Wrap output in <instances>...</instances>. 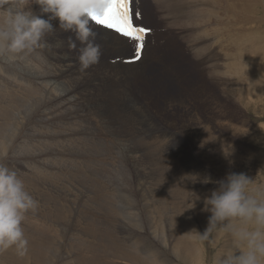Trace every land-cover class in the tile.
Masks as SVG:
<instances>
[{
  "label": "bare ground",
  "instance_id": "bare-ground-1",
  "mask_svg": "<svg viewBox=\"0 0 264 264\" xmlns=\"http://www.w3.org/2000/svg\"><path fill=\"white\" fill-rule=\"evenodd\" d=\"M149 1L151 2L150 6H156L158 9L159 17L166 20L159 26L167 30L162 34L168 36L172 41H182L184 53L172 52L169 49L167 52L169 60L162 59L158 52L166 55L163 48L165 45L161 46L164 43L160 39L156 41L155 35L158 31L153 28L152 33L146 36L149 45L147 44V48L138 55L135 52L134 42L115 31L96 26L85 14L75 9L71 0H35L28 4L20 2V0H0V172L9 175L10 180L14 179L12 180L14 183L7 184L6 189L3 187L5 182H1V186L5 189L1 193L7 194V198L13 200V196H16L13 193V187H15V182H19L20 179L27 180L30 187L34 185L39 188L41 183L44 185L50 182L60 185L63 184L62 179L70 182V175L74 177L72 179L74 181H71L74 184L78 181L82 184L90 183L96 187L97 184L102 186L105 182L108 185L113 184L112 188L116 187L118 185L115 186V184L120 178H117L116 170L118 168L115 170L113 167L116 165L111 166L108 163L110 157L104 155L115 150L127 151L129 163L128 161L118 163L121 169H132L137 160L143 161L144 167L148 165L146 157L149 156L151 165L156 168L152 173L156 179L154 184L161 187L157 192L158 197L155 198V201L153 200V206L151 208L146 206L145 210L143 203L144 207H141L142 210H145V225H147L144 227H146V232L137 219L141 211L139 212L137 209V213L135 212L134 207L130 204L131 198L129 201L127 196L121 198L120 193L121 201L119 202L117 201L119 199L116 200V193L107 192L108 189L106 190L105 185L104 190L107 193L100 190L101 193L97 194V197L95 194V200L98 203L93 202L97 206L95 211L98 210L100 214L83 209L79 212L84 215L76 213V210L73 213L74 207L69 205L67 197L63 196L62 199L60 193H56V195L51 193L53 196L48 194L50 197L47 195L43 199V203L48 204L47 211L41 213L36 209V206L26 207L28 208L26 214L40 212H37L40 216L36 220L41 224H36L31 229L20 228L19 225L12 223L0 226V261L2 264H59V260L55 262L54 253L53 256H46V247L55 245L60 248L61 243L55 242L56 239L52 237L56 231L54 221H60L64 225L71 217L75 218L72 225L74 229L79 228L80 221L77 219H82L85 225L82 226L81 231L84 232L86 228L88 233H92L86 237L89 238V241L91 238L90 244L94 245L90 250L92 256L78 257L79 264H118L115 263L119 260L117 258L115 261L113 258L107 259L116 254L132 264H197L200 261L203 262V251L205 250L201 231L208 229L210 231L215 222L218 224L215 223L216 228L212 229L216 232L212 233L214 240L211 241V244L219 245L220 249L215 255L214 264H264L262 253L258 250L253 251L254 247H258L263 242L261 237L264 232L258 216L250 215L251 218L248 221L243 219L244 221L238 222V218H243L239 217L240 204H243L239 196H233L225 186L216 189V186L209 182L196 183V176L202 174L198 169L192 170L191 164H188L184 170L177 166L181 151H186L188 149L186 147L190 143L194 145L196 135L201 134L208 137L210 142L216 140L207 134L208 127L203 126L200 129L199 126H195V119L200 120L203 117L200 116L201 114L199 116L196 114V106L192 105L193 100L199 99L205 105L208 103L207 101H210L212 113H217V109L213 110L211 104L219 100L209 96V87L200 83L197 80L199 79L197 75H203L201 81L207 77L209 83L215 84L224 96L229 95L232 99L246 104H251L250 102L254 99L252 92L258 96L257 93L264 86V83L260 82L261 77L264 76V69L260 67L262 62H259L260 53L264 49L262 47L264 41V11L262 12L264 0ZM1 8H4V11ZM137 8L141 12L142 20L147 22L142 4L137 5ZM11 13L22 15V17L14 18L15 16ZM143 25L152 28L146 23ZM157 36H161L160 33ZM227 42L228 49L225 48ZM91 44H95L93 50L89 48ZM96 50L99 51L100 57L105 58L104 63L93 58V52ZM179 50L182 51L183 47ZM101 52L108 53V55L104 56ZM136 57L135 61L129 62V59ZM171 57L173 59H170ZM192 58L198 61V65L190 63L196 70L184 69ZM206 70L209 71L208 75H205ZM181 82H184V85H190L189 90L188 87L183 89L192 92H186L189 97L187 99L166 98L167 92L174 89L179 91L178 85ZM135 85H142L138 88L146 94L155 92L157 96L165 95L163 100L172 107H183V110L178 111L180 115L178 121L179 130L185 136L186 143H176L177 141L175 142L174 139L177 137L173 138V143L169 142L170 139L163 140L165 136L173 135L167 126L174 122L166 118L167 123L164 124H167L166 128L163 125L154 124L152 121L155 119L150 116L147 110L149 99L147 101L146 98L143 100L139 98L133 91ZM158 85L165 88L160 89L157 87ZM102 96L105 98L102 99ZM99 102L104 103L112 117L117 112L119 115L121 114V119L118 116L117 121L119 124L118 133L113 134L114 138H120L121 144L113 143L111 134L109 139L104 137L105 129L110 128L108 117L100 115L99 118L104 127H97L94 123L95 113L89 111L88 114V109L81 110L79 108L82 105L91 104L92 107L89 108L91 110ZM129 103H131L130 109L127 107ZM114 106L117 107V110ZM160 111L165 115L168 112L165 108H161ZM73 114L81 115L80 119L83 124L78 118L76 122L81 123L82 126H79L81 128L80 135L86 137L76 136L77 134L73 132V129H77L74 126L75 116L71 121L66 120L68 119L66 115L73 116ZM221 115L223 116V114ZM122 128L129 133L126 134ZM195 132L199 134H195ZM254 134L253 136H255ZM61 135H64L66 139L63 142L60 141ZM154 138L160 139L156 141L157 144L148 140ZM63 145L67 146L69 151L75 152V156L82 158V161L77 160L74 163L75 168L71 169L72 160H64L60 163L64 166V171L63 169L55 171L56 177L54 178H51V174V176L49 175V172L54 170L40 167L42 165L34 167L33 175L30 173L17 175L19 171L14 173L11 165L6 167L7 169H3L4 166H7L4 162L24 160L30 157H40V162L44 161V164L53 163L51 151ZM33 146H39V148L35 147L34 151H31ZM221 150V156L224 157L226 149L224 150L222 147ZM198 152L201 153L199 158L207 159L204 153ZM131 153H137V155ZM102 154L105 156L104 158L99 157ZM189 154L190 157L193 156V154ZM111 158L113 157L111 156ZM118 158H116L117 161ZM125 158L126 156L124 160ZM219 167L213 166L215 171H220L221 167ZM15 168L16 166L14 170ZM130 176L141 182L134 173ZM181 177H186L187 181H181ZM0 179L3 178L0 177ZM23 186L21 187L23 188ZM17 188L21 190L19 185ZM17 188H14L15 192L19 190ZM113 189L116 190V188ZM41 190L43 189L41 188ZM177 191H180V194H177ZM17 196L19 195L17 194ZM64 198L65 202H60L59 199L64 200ZM140 198L142 197L140 196ZM140 202L142 205V201ZM134 205L138 206L136 202L135 204L133 202ZM171 208L172 214H169L168 210ZM150 211L156 216L155 221L152 220ZM243 212L245 215V211H242V214ZM247 212L248 209L246 211L248 216ZM134 214L135 216L137 214L136 219L131 216ZM7 217L6 220H8ZM137 227L143 231L131 233ZM46 228H53L50 232L51 236L46 232ZM246 228L250 229L243 232ZM9 231L15 232L13 238L9 237ZM166 231L171 235H176L174 236L176 244L169 246L171 250L167 248L168 246L166 247V239H164L166 237L163 238L161 235ZM118 233H125V235L119 238L120 234ZM129 235H132L134 240L129 241L128 239H131ZM127 241H129L128 244ZM121 249H124L125 252H122ZM127 249H129L128 252ZM169 253L170 260H166Z\"/></svg>",
  "mask_w": 264,
  "mask_h": 264
},
{
  "label": "rangeland",
  "instance_id": "rangeland-1",
  "mask_svg": "<svg viewBox=\"0 0 264 264\" xmlns=\"http://www.w3.org/2000/svg\"><path fill=\"white\" fill-rule=\"evenodd\" d=\"M30 1H35V0H20V2H24L25 4H28ZM57 1H59V0H57ZM142 2H143L142 8L146 13L145 18H146L147 22H145V23L147 25H150V26L156 28V27L161 26V24L166 22V20H163L162 18L159 17L160 14H159V11L156 8V6H150L151 2L149 0H142ZM1 9H3V11H4V8H1ZM24 10H26V9H24ZM263 11H264V9H262V12ZM12 15L15 16L14 18H18V19H20L22 17V15L21 16H18L16 14H12ZM157 30L160 31L161 33L167 32V30L165 31L161 27ZM72 31H75V30H72ZM161 41L164 42L165 46L163 48L166 51V55H163L161 52H158L162 56V59H165V60L168 59V53L167 52L169 49H171L172 52L176 51V52L184 53L183 52L184 51V45H183V43H181L182 41H178V40L176 42L172 41L171 39L168 38V36L167 37L165 36V38L162 39ZM262 43H263L262 47H264V41ZM227 44H228V42L225 44V48H227V46H228ZM94 46H95V44H91V45H89V48L93 50ZM181 47H183L182 51L179 50V49H181ZM227 51H231V50H227ZM98 53H99L98 50L94 51L93 52V58L104 63L105 58L100 57L101 55H99ZM101 53L104 56L108 55V53H103V52H101ZM170 59H173V58L171 57ZM2 60H3V58H2ZM191 62L198 65V61L196 59L192 58L191 60H189L187 62L184 69L186 68V70H190V71L196 70V68L195 69L192 68V64H190ZM259 62L260 63L262 62L260 64V67L264 69V49H262V52L260 53V61ZM204 70H205V68H204ZM206 71L207 72L205 75H208L209 71L208 70H206ZM31 73H32V71H31ZM49 75H47V76H49ZM260 75H261V72H260L259 76ZM263 75H264V71H263ZM202 76H203L202 74L197 75V78L199 77V79H197V80L200 83L204 84L205 86L207 85V87H209L208 91L210 92L209 96L211 98L214 97V98H218L219 100L216 101L215 103L211 104L213 107V110L217 109V113L216 112L212 113V111L210 110V107H211L210 101H207L208 103L205 102V103H207L205 105L204 102L200 101L199 99L197 101L193 100L192 105L196 106V109H195L196 114L198 116L201 114L200 116L203 117L200 120L195 119V126H199L200 129L203 126L208 127L207 134L209 136H213L216 139L215 141H213L216 144H214L213 142H210L207 139L208 137H204L201 134L195 132V134H199V135H196L194 145L192 143H190L188 145V143H187L188 146L186 147V149L187 148L188 149L186 151H181L180 157H179L178 162H177V166L181 167L182 170H184L188 164L189 165L191 164L192 170L198 169V171H200V173L202 174L200 176H196V179H195L196 183L209 182L211 185L216 186V189H217V187L219 188L220 186H225L226 190H229L233 194V196H235V195L239 196L241 202L243 203V204H240L241 209L239 212V214H240L239 217L242 216L243 218H238V222H241L244 220L248 221L251 218L250 215L251 216L253 215L255 217L258 216L257 218L260 221V224H261L260 226L262 227L263 232H264V94H263V92H264L263 87L264 86L260 89V91H259L260 94L257 93L258 96L256 95V93L252 92L254 99L252 98L253 100L250 102L251 104H246V103H240L239 101L235 100L234 98L232 99L229 95L224 96L223 94H221L222 92L220 91V89L218 87H216L215 84L209 83L207 77L205 78V80L201 81ZM77 77H79V76H77ZM263 78H264V76H263ZM263 78L261 77L262 80H260V82L262 84L264 83ZM49 79H52V78L49 77ZM153 79H155V78H153ZM78 80L81 81L80 78H78ZM84 82H85V80L83 81V84H84ZM141 86L142 85H135L133 91L142 100L144 98H146V100L148 101V99H149V101H148L149 107L147 108V110L149 111L150 116L154 117V119H155V121H152V122L154 124L163 125V127H165V128L167 126V124L164 125L165 123H167L166 118H169L170 121L172 120L174 122V123H171L170 125L167 126V129H169L173 133V135H167L163 138V140L170 139L169 142L173 143V138L177 137L176 139H174L175 142L177 141L176 143H178V144L186 143L187 140H186L185 136L179 130L180 125H179V121H178V117L180 118L178 111L183 110V107L182 106L172 107L169 104H167V102H165V100H163V99H165V95H166V98L173 97V98H185V99H187L189 97V95H187L186 94L187 91H184L183 89H186V87H188V90H189L190 85H188V84L184 85V82H181L178 85L180 87L179 91L174 89L171 92H167L165 95L159 94L158 96L156 95L155 92H152L153 94L152 93L146 94V92H144L140 88H138ZM157 87L160 89L165 88L162 85H158ZM61 88H63V87H61ZM61 91H63V90H61ZM208 91H205V92H208ZM187 93H192V92H187ZM140 95H143L142 96L143 98ZM220 97H222V98H220ZM227 97H230V98L227 99ZM260 97L262 98V100ZM104 98L105 97L102 96V99H104ZM261 101H263V102H261ZM223 105H225V106H223ZM90 107H92L91 104L90 105L85 104V105L80 106L79 108L81 110H87L88 109V114H89V111H93L95 113L94 123L97 127H104L102 121L99 118L100 115L108 117L110 119V121H109L110 128L105 129L106 135L104 137L108 138V137H110V134H111L112 142L116 143V144H121L122 142L119 140L120 139L119 137H118L119 139L113 137L114 133L115 134L118 133L119 124L117 123V121L119 118L121 119V116H120L121 114L119 115V113L117 112V114H115L114 117H112L108 113L107 107L104 105L103 102L97 103L96 105H94V107L91 110L89 109ZM127 107L130 109L131 103H129V105ZM160 107L168 110V112H166V115H165V113H160L161 112ZM114 108L117 110L116 106H114ZM175 111H177V112H175ZM221 114H223L224 117ZM74 116H75V120H74L75 125L74 126L77 129H73V132L75 134H77L76 136H82V135H80V132H81L80 127H82L81 126V123H82L81 120L82 119H80L81 115L80 114H73V116L72 115H66V118H68L66 120L71 121ZM118 116H119V118H118ZM77 118H78V120L80 119L81 123L76 122V121H78ZM175 120H177V121H175ZM76 123H78V124H76ZM74 126H73V128H75ZM122 130H124L126 132V134L129 133V132H127L126 129L122 128ZM146 130H148V127H146ZM250 133H251V135H250ZM253 134L255 136H253ZM82 137H86V136H82ZM91 138H93V137H91ZM218 139H220V140H218ZM64 140H66L64 135H61L60 141L63 142ZM148 140L151 141L153 144H157L156 138L148 139ZM94 141H96V140L94 139ZM163 145H164V143H163ZM192 146H193V148H192ZM35 147L39 148V146H33L31 151H34ZM222 147L224 148V150L225 149L227 150V151L225 150L226 153H225L224 157L221 156ZM118 151H119V153H117ZM198 151L204 153L206 155L207 159H202L201 157L199 158L198 156L201 153H199ZM51 152H52L51 157H53V163L47 162L46 164H44L45 163L44 161L40 162L41 161L40 157H37V158L36 157H30L29 159H24V160H13L12 162L9 160V162H4V163H6L7 166H4L3 169H5L6 167L8 168V166L11 165V168L14 171V173L16 171L17 172L19 171L18 173L16 172L17 175L19 173H21L19 175H22V174L28 175L29 173H30V175H33V173L35 172L34 167L36 165H38L37 167L42 165L40 167H46L47 169L54 170V171L49 172V175L50 174L52 175V176L50 175L51 178L52 177L54 178V177H56L55 171H60L63 169L64 166L60 165V163H62L64 160H66V159L72 160L71 163L73 165L71 166V169L75 168L74 163H76L77 160L82 161V158L75 156L76 153L73 151H69V148L65 145L59 146L56 149L52 150ZM188 152L193 154V156L190 157V154ZM131 154L137 155V153H131ZM104 155H108L110 157V158H108V161H109L108 163H110L111 166L116 165L113 167L115 170L118 168V170H116L117 178H119V177L120 178L118 179L117 183L115 184V186L116 185H118V186L113 187V188H116L117 191L111 187L113 184L108 185V184H105V182H103L102 186L100 184H97L96 187H94V185H91L90 183L82 184L81 182H78V181L76 182V184H74L71 182V181H74V180H72V179H74V177L72 175H70V178H71L70 182H67L65 179H62L63 184H60V185H58V183H50V182H47V184H44V185H42V183H41V185L39 186L40 189L34 185L33 186L31 185V187H30L28 182H26L27 180L24 181V180L20 179V180H18L19 182H17L19 184H17L15 182V184H14L15 187H13V191H14L13 193L16 194V196L14 195L13 200H10V199H8L9 197L7 198V196H8L7 194L3 195L1 192L6 189L5 187L7 186V184L10 185V184L14 183L12 181L14 179L10 180L9 175L5 174L6 175V177H5L3 172H0V177H2L4 179V181H3V179H0V188H2V189H0V196H1L0 197V211H2V212H0V218H1L0 219V226L12 223V224L19 225L20 228L23 227L25 229H31L36 224H41L40 221L36 220V218H39L38 216H40V215H38L37 212L40 211L42 213V212L47 211L46 208L48 207L47 206L48 204H44L43 199L48 194L51 196L52 194L56 195V193H60L62 195V199H63V196L67 197L68 201L70 202V203L68 202L69 205L74 207L73 213L75 210L77 213L81 209L95 211L97 206L93 202L95 201L96 203H98L97 200H95V199L98 196L97 194L101 193L100 190H102V192H105V193H107V192L116 193V200L119 199V200H117L119 202L121 201L122 197L124 198L125 196H127L128 201L131 198L130 204L132 207H134L135 212L137 213V211H138L137 209H139V212L141 211L137 217V219H139V221L138 220L137 221H138V223L141 224L142 229L145 228L144 232H146V227H144L147 225V224L145 225V223H146L145 222L146 216L144 213V211L146 210L145 208H146V206H150L149 208H151L153 206L155 198H157L158 197L157 195H159L157 192L161 188V187L156 186L154 184V181L156 179H154V177H153L154 174L152 175V173H154V169H156V168L153 165H151V163H150L151 159L149 156L146 157V161H147L148 165H146L144 167H143L144 162L141 160H137L136 164L134 166H132L134 169L132 168L129 170L128 168L127 169L119 168L118 163H125L128 161L126 150H124V151L115 150V151H111V153L108 152V154H104ZM104 155L103 154L99 155V157L104 158L105 157ZM118 155L119 156L123 155L124 157L126 156L125 160H124L123 156L119 157ZM111 156L114 159L111 158ZM138 156H143V155L138 154ZM195 156H197V157H195ZM21 157L23 158V156H21ZM21 157H18V158H21ZM116 158L119 159L118 160L119 162L117 161ZM143 158H145V156H143ZM111 159H113V160L116 159L115 160V161H117L116 164H115V161H113V160L110 161ZM120 159H122L123 161ZM223 161H225L227 163H225ZM128 163H129V161H128ZM18 164H20V165H18ZM13 165H14V167L16 166L15 170H14ZM217 165L221 167L220 171L214 170L213 166L218 167ZM119 169H121V170L119 171ZM126 170H129V171H126ZM3 171H5V170H3ZM63 171H64V169H63ZM66 172L68 173V171H66ZM133 173H134V175H137L140 178L142 183L136 181L134 178H132L130 176V175H133ZM30 178L33 179L32 177H30ZM121 178H122V180H120ZM124 180H126V181L124 182ZM129 180H132V181H129ZM180 180L181 181H187V178L181 177ZM1 182H3V183L5 182L3 185V187L5 189L1 186ZM22 182H24V183H22ZM121 183L124 185L121 186L122 185ZM18 185L21 188V190L22 189H24V190L21 191L19 188H17ZM46 185H47V187H46ZM104 185L106 186V190L108 189L107 192L104 190L105 189ZM250 185H252V186H250ZM21 186H23V188ZM124 186H125V188H124ZM137 187H140V188H137ZM253 187H254V189H252ZM14 188H17V190L18 189L19 190L17 192H15L16 189H14ZM41 188L43 190H41ZM123 189L124 190L126 189L125 190L126 192ZM212 189L214 190L213 187H212ZM242 189H243V191H242ZM57 190H58V192H57ZM98 190H99V192H98ZM47 191H51V192L48 193ZM119 191H121V192H119ZM122 191H124V192H122ZM138 191L141 193H139ZM250 191H252V192H250ZM46 192H47V194H46ZM249 192H250V194H249ZM254 192H255V194L253 195ZM120 193L122 196H120ZM219 193L221 194V192H219ZM17 194L19 196L21 195L22 198L17 196ZM95 194H96V197H95ZM177 194H180V191H177ZM119 196L121 198H119ZM140 196L142 198H140ZM144 196H145V198H144ZM30 197H32V198H30ZM62 199H59L60 202L61 201L65 202V198H64V200H62ZM4 200H5V202H3ZM11 201H13V202H11ZM140 201H142V205L140 204L141 203ZM19 202H21V203H19ZM133 202H134V204L136 202V204L138 206H136V205L133 206ZM143 203L145 204L144 205L145 207L143 206ZM146 203H147V205H146ZM230 203L231 202H229V204ZM171 205L172 204L170 203V206ZM6 206H8V207H6ZM27 206H29V207L36 206V209L39 211H35L32 213L28 211L31 215L29 213L26 214L25 212H26V210H28V208H26ZM142 206L144 207L143 209H145V210H142V208H141ZM247 209H248L247 214H249L248 216L246 215ZM228 210H229V207H228ZM242 211H245V215H244V212L242 214ZM4 213H7L6 215L8 217ZM33 213H35L37 215H34ZM95 213L100 214L98 210H96ZM168 213L172 214V208L168 210ZM15 214H17V215H15ZM80 214L84 215V213H80ZM150 215H152L151 216L152 220L155 221L156 216L151 214V211H150ZM5 216L8 218V220H6ZM131 216L133 219H136L137 214H136V216H135V214L131 215ZM34 218H35V220H34ZM41 219H43L42 216H41ZM74 219L75 218H72V217H71V219L68 218L67 219L68 221H66V223H64V225H62L63 223H60V221L59 222L54 221V223H56V225H55L56 231L52 234V237L56 239L55 242H60L61 246H60V248L59 247L57 248L55 245L54 246L49 245L48 247L51 249L46 247L47 248V251H46L47 255L46 256L49 257L54 253L55 262H58V260H59V262H60L59 264H68L70 262H71L70 264H79L78 259H77L78 257L80 258L83 255H88L89 257L92 256V251H90V250H91L92 246H94V245L90 244L91 238H90V241H89V238H86V237H88L87 235H92V233H88L86 228H85L84 232L81 231L82 226L85 225V222L82 219L81 220L77 219L80 221L79 228L74 229V226H72ZM148 220H149V218H148ZM215 223L218 224V222H215ZM215 223H213L214 225L210 228L211 229L210 231H209V229L207 231H201L200 230L204 236V237L202 236V238H203L202 244L204 245L205 250L203 251V255H204V257L202 259L203 262L200 261L197 264H200V263H202V264H214L215 255L218 254V250L220 249L219 245L215 246V245L211 244L212 243L211 241L214 240L212 233L216 232V231L212 230V229L216 228ZM142 224H144V225H142ZM43 225H45V224H43ZM220 226L222 228L221 224H220ZM72 227H73V229H72ZM16 228H18V227H16ZM134 229H133V232H131L133 234H135L137 232L139 233V231H143L141 228H138V227L134 228ZM249 229L250 228H246L245 230H243V232H245ZM52 230H53V228H50V229L46 228L47 233L52 232ZM71 232H73V233H71ZM13 233H15V232H13ZM13 233L11 231H9L8 235L10 238H13V236H14ZM261 233H262V230H261ZM118 234H120L119 238H121L123 235H125V233H118ZM161 235L163 238L166 237V238H164V239H166L165 240L166 241V247L168 246L167 248H169V250H171L170 247L173 246L171 244H174V245L176 244V242H175L176 238L174 237L176 235H171V233L170 232L168 233V231H166L165 234H161ZM163 235H165V236H163ZM50 236H51V233H50ZM131 236L132 235H129V237L131 238V239H128L129 241L134 240V237L133 236L131 237ZM260 236H261V234H260ZM172 238H174V239H172ZM261 238H262L261 240L263 241V242L261 241L262 242V244H261L262 249H261V245H259L258 247H254L253 251H257V250L260 251L262 253L263 258H264V235L263 234H262ZM129 241H127L126 243L128 244ZM204 241H206V242H204ZM72 242H73V244H72ZM170 242H172V243H170ZM219 243H220V241H219ZM127 247L131 248L130 246H127ZM166 247H164V248H166ZM205 247H207V248H205ZM167 248H166V250H168ZM128 250L129 249H127V252H128ZM53 251H55V252L57 251V252L55 253ZM121 251L125 252L124 249H121ZM70 254H72V255H70ZM258 254H260V253H258ZM166 257H167L166 260H170V253ZM110 258H113L114 261L116 258H117V260L119 259L118 261L115 262L118 264H122L121 262H124L123 264H132L127 259L118 257L117 254L111 255L107 259H110ZM120 260H121V262H120ZM6 262H8V261H6ZM28 263H30V262H28ZM0 264H2V261H0Z\"/></svg>",
  "mask_w": 264,
  "mask_h": 264
}]
</instances>
